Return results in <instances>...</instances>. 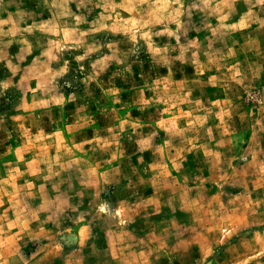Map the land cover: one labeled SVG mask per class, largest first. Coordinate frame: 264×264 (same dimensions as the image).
Instances as JSON below:
<instances>
[{
    "label": "rangeland",
    "instance_id": "1",
    "mask_svg": "<svg viewBox=\"0 0 264 264\" xmlns=\"http://www.w3.org/2000/svg\"><path fill=\"white\" fill-rule=\"evenodd\" d=\"M0 264H264V0H0Z\"/></svg>",
    "mask_w": 264,
    "mask_h": 264
}]
</instances>
